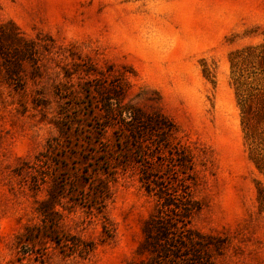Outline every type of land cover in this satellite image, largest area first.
<instances>
[{
    "label": "rangeland",
    "instance_id": "1",
    "mask_svg": "<svg viewBox=\"0 0 264 264\" xmlns=\"http://www.w3.org/2000/svg\"><path fill=\"white\" fill-rule=\"evenodd\" d=\"M263 37L264 0H0V264L147 261V172L194 206L172 262L264 264L231 66Z\"/></svg>",
    "mask_w": 264,
    "mask_h": 264
},
{
    "label": "trees",
    "instance_id": "2",
    "mask_svg": "<svg viewBox=\"0 0 264 264\" xmlns=\"http://www.w3.org/2000/svg\"><path fill=\"white\" fill-rule=\"evenodd\" d=\"M233 55L237 56L236 61L232 57L231 66L244 138L251 160L264 175V37ZM142 181L147 192L156 196L158 211L145 227L141 251L150 253V258L141 264H176L171 259L177 260L184 251L190 256V246L204 247L187 228L194 209L188 188H164L161 180L149 172L144 173ZM257 183V198L264 208V181ZM199 238L202 239L200 235Z\"/></svg>",
    "mask_w": 264,
    "mask_h": 264
}]
</instances>
